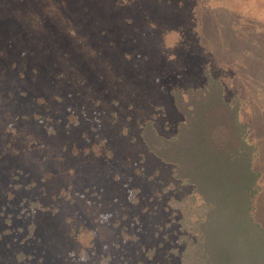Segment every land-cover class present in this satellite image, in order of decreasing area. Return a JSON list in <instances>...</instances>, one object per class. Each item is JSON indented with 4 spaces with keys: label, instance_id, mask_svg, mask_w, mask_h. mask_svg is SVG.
I'll use <instances>...</instances> for the list:
<instances>
[{
    "label": "rangeland",
    "instance_id": "rangeland-1",
    "mask_svg": "<svg viewBox=\"0 0 264 264\" xmlns=\"http://www.w3.org/2000/svg\"><path fill=\"white\" fill-rule=\"evenodd\" d=\"M207 73L253 147L264 232V0H0V264L176 262L170 201L199 198L142 128L172 135L171 89Z\"/></svg>",
    "mask_w": 264,
    "mask_h": 264
},
{
    "label": "trees",
    "instance_id": "trees-1",
    "mask_svg": "<svg viewBox=\"0 0 264 264\" xmlns=\"http://www.w3.org/2000/svg\"><path fill=\"white\" fill-rule=\"evenodd\" d=\"M205 77L201 87L171 89L183 115L172 135L156 133L148 122L142 128L148 150L169 162L171 175L191 184L199 198L196 205L189 196L171 199L186 231L179 235L181 246L171 247L176 262L164 264H264V232L248 213L258 178L250 165L253 147L219 80L208 73ZM149 250L131 264H161Z\"/></svg>",
    "mask_w": 264,
    "mask_h": 264
}]
</instances>
